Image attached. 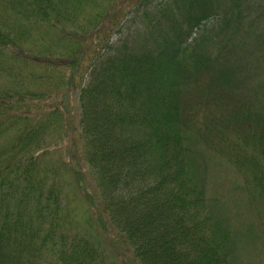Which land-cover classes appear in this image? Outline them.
Returning <instances> with one entry per match:
<instances>
[{
    "label": "trees",
    "instance_id": "1",
    "mask_svg": "<svg viewBox=\"0 0 264 264\" xmlns=\"http://www.w3.org/2000/svg\"><path fill=\"white\" fill-rule=\"evenodd\" d=\"M124 6L0 0V264H113L100 214L141 264H235L195 145L264 198V0Z\"/></svg>",
    "mask_w": 264,
    "mask_h": 264
},
{
    "label": "rangeland",
    "instance_id": "2",
    "mask_svg": "<svg viewBox=\"0 0 264 264\" xmlns=\"http://www.w3.org/2000/svg\"><path fill=\"white\" fill-rule=\"evenodd\" d=\"M135 2L136 0H126V6L118 8L116 12L120 13L123 8L130 7ZM256 30L259 31L258 39L256 33L253 37L259 41L264 40V19L255 29L252 28V31L256 32ZM260 68L263 70L264 65H260ZM259 77L254 76L252 80ZM6 80L9 81V78L5 79L0 76V84H4ZM196 149L201 152L200 162L204 164V169L201 165L200 169L201 176L205 180V195L210 200L207 203L208 210L220 216L229 227L235 239L233 242L235 264H264V198L249 194L243 184L241 174L234 166H230L227 157L207 150L208 148L206 149L200 140L195 145ZM95 205L96 203L92 204V206ZM252 205L256 206L258 211ZM94 222L96 226L90 229V235L101 246L111 263L141 264L132 252H121L119 242L112 243L118 237L119 232L112 228L105 215L100 214L99 218H94Z\"/></svg>",
    "mask_w": 264,
    "mask_h": 264
}]
</instances>
